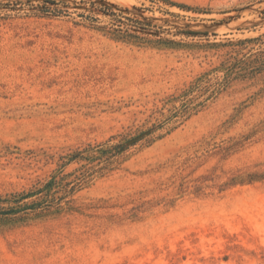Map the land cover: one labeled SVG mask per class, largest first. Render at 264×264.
<instances>
[{"label": "rangeland", "instance_id": "374dc122", "mask_svg": "<svg viewBox=\"0 0 264 264\" xmlns=\"http://www.w3.org/2000/svg\"><path fill=\"white\" fill-rule=\"evenodd\" d=\"M51 1L0 0V193L46 176L43 152L149 126L201 75L264 59V0ZM0 264H264V69L72 209L0 228Z\"/></svg>", "mask_w": 264, "mask_h": 264}, {"label": "trees", "instance_id": "16d2710c", "mask_svg": "<svg viewBox=\"0 0 264 264\" xmlns=\"http://www.w3.org/2000/svg\"><path fill=\"white\" fill-rule=\"evenodd\" d=\"M223 69L226 70L223 77H215L216 81L212 84H208L209 78L205 73L178 95L165 98L163 106L153 111L157 115L149 126L127 127L104 140L88 141L52 153L43 152L45 164L53 165L46 176L38 177L21 189L0 193V228L26 224L72 209L76 193L95 177L105 176L118 169L133 150L150 145L203 110L232 77L247 76L263 70L264 59L245 60L236 66L235 63H229Z\"/></svg>", "mask_w": 264, "mask_h": 264}]
</instances>
